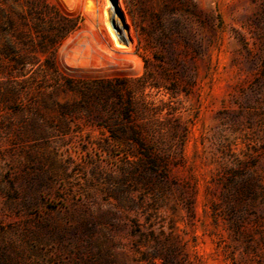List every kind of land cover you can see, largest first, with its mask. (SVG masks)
Listing matches in <instances>:
<instances>
[{
	"label": "rangeland",
	"instance_id": "obj_1",
	"mask_svg": "<svg viewBox=\"0 0 264 264\" xmlns=\"http://www.w3.org/2000/svg\"><path fill=\"white\" fill-rule=\"evenodd\" d=\"M48 1L81 20L54 57L71 82L140 78L151 58L142 32L156 14L168 35L179 20L191 47L181 43L180 58L195 57V71L176 69L187 94L131 88L137 100L169 103L156 116L163 133L180 136L178 122L188 132L173 183L145 195L128 184V154L87 122L74 106L80 96L34 53L41 66L0 78V264H146L154 239L172 264H264V0ZM193 6L219 16L213 43ZM193 36L208 53L193 52ZM170 143L177 154L178 137Z\"/></svg>",
	"mask_w": 264,
	"mask_h": 264
},
{
	"label": "trees",
	"instance_id": "obj_2",
	"mask_svg": "<svg viewBox=\"0 0 264 264\" xmlns=\"http://www.w3.org/2000/svg\"><path fill=\"white\" fill-rule=\"evenodd\" d=\"M192 13L198 19L203 16L211 31L210 44L219 39L222 27L219 16L211 17L197 6H193ZM80 23L78 16L63 13L48 0H0V78L7 77L14 82L13 79L22 77L24 69L31 71L37 65H42L47 74L59 77L67 90L80 96L74 106L85 111L87 122L106 132L107 139L112 142L114 148H122L128 154V184L143 190L145 195L156 198L173 183L169 169L178 165L182 159L188 129L178 122L182 129L180 136L176 127H171L163 133V124L156 116L164 108H168L169 103H162L159 107L143 99L137 100L131 84H137L141 92L147 88L163 89L170 100L181 92L187 94V90L179 88L182 86L176 69H196L194 56L187 60L190 66L180 58L181 43L185 52L188 53L191 48L189 39L182 38L179 20L173 23L169 30L172 33L168 35L163 28L161 14H156L151 20L149 30L142 32L147 37L143 50L149 52L151 58H143L144 74L140 78L71 82L58 74L54 57L63 42L79 30ZM157 33L159 34L153 38ZM174 33L175 35H172ZM192 39L195 40V54L202 50L209 52V45L204 47L196 37L193 36ZM163 50L167 52L168 64L172 66L170 73L163 67L166 64L161 57ZM34 53L45 56L41 65L34 58ZM154 66L160 69L165 83L169 84L154 80L150 70ZM31 82L29 79L30 85ZM196 83L195 73L187 85L195 87ZM14 84L19 88L24 86L22 82ZM175 137L179 140L177 154L173 152V145L170 143ZM98 148L101 151L107 150L102 146ZM154 241V253L152 256H142L140 262L156 264L155 261L158 260L160 264H172L169 254L162 252L157 240Z\"/></svg>",
	"mask_w": 264,
	"mask_h": 264
}]
</instances>
